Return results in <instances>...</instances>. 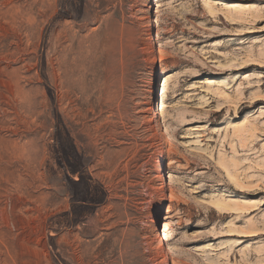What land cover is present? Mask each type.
I'll return each instance as SVG.
<instances>
[{
    "label": "rangeland",
    "instance_id": "1",
    "mask_svg": "<svg viewBox=\"0 0 264 264\" xmlns=\"http://www.w3.org/2000/svg\"><path fill=\"white\" fill-rule=\"evenodd\" d=\"M254 95L264 0H0V264H264Z\"/></svg>",
    "mask_w": 264,
    "mask_h": 264
},
{
    "label": "bare ground",
    "instance_id": "2",
    "mask_svg": "<svg viewBox=\"0 0 264 264\" xmlns=\"http://www.w3.org/2000/svg\"><path fill=\"white\" fill-rule=\"evenodd\" d=\"M145 2L146 3H148L149 2V0H145ZM149 10H151L150 8H149ZM147 24H148V26H149V29H148V35L149 36H151L152 35V28H151V16H150V14L148 15V17H147ZM259 54V53H258ZM262 55V54H261ZM260 56V55H259ZM263 56V55H262ZM261 57V56H260ZM255 59H257L256 57H255ZM256 61H258V59L256 60ZM249 62V61H248ZM250 64H253V62L251 61V62H249ZM156 75H157V71H155L154 73H153V75H152V77H151V82L153 83V85L151 86V89H150V96H149V99L151 100V101H153L154 99H155V96H154V94H153V88L155 87V85H154V81H155V77H156ZM255 96V95H254ZM259 101H264V99L262 98V97H254V99L252 100V103H257V102H259ZM215 111V110H214ZM216 112H218V111H216ZM220 112V111H219ZM241 127V126H240ZM234 128H236V129H234V130H237V134H238V131L239 132H241V133H239V136L242 134V132H243V126H242V128H237V127H234ZM250 129L252 128V126H250L249 127ZM250 129H247V127L245 126V132H249L250 133ZM220 130V129H219ZM250 134H252V133H250ZM236 137V136H235ZM163 164H164V159L163 158H161L160 160H159V168H162L163 167ZM217 164H218V166L222 169V171L224 172V174L226 175V178L230 181V182H232V183H234V184H237V185H239V186H243V182L236 176V174H234L224 163H223V161H220V160H217ZM163 176H164V178L166 177L165 176V174H162ZM258 190V189H257ZM214 205V207H217V209L218 208H223L224 209V207L223 206H229V204H227V203H225L223 200L222 201H217L216 200V202L213 204ZM162 206H163V203H160L159 204V206H158V215H156L155 216V218L153 219V221H152V225H153V230L156 232V237L159 235V213H160V210L162 209ZM222 209V210H223Z\"/></svg>",
    "mask_w": 264,
    "mask_h": 264
}]
</instances>
